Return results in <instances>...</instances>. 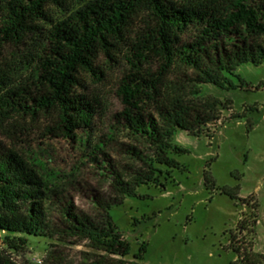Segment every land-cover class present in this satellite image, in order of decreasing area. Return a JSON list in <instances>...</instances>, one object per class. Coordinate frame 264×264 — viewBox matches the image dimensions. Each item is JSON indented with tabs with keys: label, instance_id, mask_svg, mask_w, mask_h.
I'll return each mask as SVG.
<instances>
[{
	"label": "trees",
	"instance_id": "trees-1",
	"mask_svg": "<svg viewBox=\"0 0 264 264\" xmlns=\"http://www.w3.org/2000/svg\"><path fill=\"white\" fill-rule=\"evenodd\" d=\"M82 1L0 0V264L29 238L86 242L99 264H143L145 243L121 259L130 246L112 207L179 167L178 131L212 137L202 127L220 120L221 102L202 86L242 88L235 70L264 64V0ZM114 67L106 116L87 80ZM92 182L84 212L76 197ZM232 251L236 264H264Z\"/></svg>",
	"mask_w": 264,
	"mask_h": 264
},
{
	"label": "rangeland",
	"instance_id": "rangeland-1",
	"mask_svg": "<svg viewBox=\"0 0 264 264\" xmlns=\"http://www.w3.org/2000/svg\"><path fill=\"white\" fill-rule=\"evenodd\" d=\"M48 14L54 20L64 15L58 8ZM118 71L105 69L99 83L87 80L86 94L99 100L106 116L114 108ZM234 73L244 81L242 88L202 86L205 96L221 102L220 120L202 127L212 137L178 131L172 142L187 150L172 154L179 167L160 187L141 186L137 197L112 207V220L130 246L123 261H135L142 243L143 264H236L233 248L264 255V64L242 65ZM3 144L10 146L6 140ZM100 186L92 182L76 197L80 210H91L92 189ZM2 237L0 231V245ZM48 251L52 257L45 262ZM98 255L86 242L60 244L43 238H29L20 253L7 252L12 264H99Z\"/></svg>",
	"mask_w": 264,
	"mask_h": 264
}]
</instances>
